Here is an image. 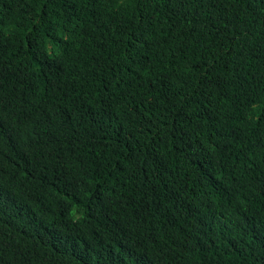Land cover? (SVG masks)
Listing matches in <instances>:
<instances>
[{
    "label": "trees",
    "instance_id": "trees-1",
    "mask_svg": "<svg viewBox=\"0 0 264 264\" xmlns=\"http://www.w3.org/2000/svg\"><path fill=\"white\" fill-rule=\"evenodd\" d=\"M0 264H264V0H0Z\"/></svg>",
    "mask_w": 264,
    "mask_h": 264
}]
</instances>
